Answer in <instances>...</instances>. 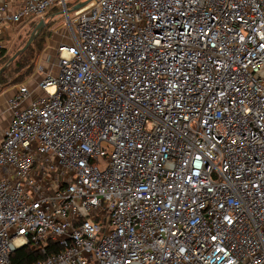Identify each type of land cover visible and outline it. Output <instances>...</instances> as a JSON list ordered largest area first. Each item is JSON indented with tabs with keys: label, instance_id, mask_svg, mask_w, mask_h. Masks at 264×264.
<instances>
[{
	"label": "built area",
	"instance_id": "built-area-1",
	"mask_svg": "<svg viewBox=\"0 0 264 264\" xmlns=\"http://www.w3.org/2000/svg\"><path fill=\"white\" fill-rule=\"evenodd\" d=\"M69 1L0 5V52L69 27L7 100L0 264H264V0Z\"/></svg>",
	"mask_w": 264,
	"mask_h": 264
},
{
	"label": "trees",
	"instance_id": "trees-1",
	"mask_svg": "<svg viewBox=\"0 0 264 264\" xmlns=\"http://www.w3.org/2000/svg\"><path fill=\"white\" fill-rule=\"evenodd\" d=\"M49 15L50 17H56L57 15L62 17L61 11L56 8L50 10L46 16ZM43 20L46 21V18ZM45 21L41 30L34 36L32 43L26 48L23 47L19 50L16 58L8 56L7 50L0 52V70L2 69L0 71V92L10 87L26 83L35 72L38 61L45 51L49 41L48 39L51 36L48 29L49 24ZM39 23L40 20H35L29 25H33L36 29ZM7 72L9 73L8 78L6 77ZM60 250H62L61 247L51 245L48 255ZM45 257L44 254L33 250L30 246H24L13 253L11 260L13 264H33Z\"/></svg>",
	"mask_w": 264,
	"mask_h": 264
},
{
	"label": "rangeland",
	"instance_id": "rangeland-1",
	"mask_svg": "<svg viewBox=\"0 0 264 264\" xmlns=\"http://www.w3.org/2000/svg\"><path fill=\"white\" fill-rule=\"evenodd\" d=\"M79 1L83 2V0H70L68 2V10L70 11V18L74 19V2ZM46 21L43 20V22H48L49 24V32L51 33V36L48 40L52 39L54 42L62 43V42H68L67 40V31L66 29H69L67 18L65 15L62 14V17L60 15H57L56 17H50L46 16ZM44 18V19H45ZM35 28L33 25H24L19 27H13L11 29L10 36H6V40L8 41V49L7 53L8 56L12 58L17 57V52L21 50L23 47L27 45L29 40L34 37L35 34ZM49 42V41H48ZM49 44V45H48ZM47 55V56H46ZM56 55H54V51L51 50L50 42L47 43V47L45 51L43 52L42 56L40 57L38 63H42L46 68H50L53 64H55ZM2 70V69H1ZM0 70V71H1ZM57 73V70H55L54 74ZM6 77H9V73H6ZM41 78V74L34 72L33 75L29 78V80L26 82L31 84L32 87L36 85L38 80ZM10 80V78H9ZM17 86L10 87L6 89L3 92H0L1 96L5 99L10 96V93L13 92Z\"/></svg>",
	"mask_w": 264,
	"mask_h": 264
},
{
	"label": "crops",
	"instance_id": "crops-1",
	"mask_svg": "<svg viewBox=\"0 0 264 264\" xmlns=\"http://www.w3.org/2000/svg\"><path fill=\"white\" fill-rule=\"evenodd\" d=\"M21 3H22V0H0V5L3 4L4 6H6L5 12L7 14H11L12 12L16 11L20 7ZM52 38L49 40V42H50L51 50L54 51V55H56V47L60 43L54 42ZM15 90L11 92L10 96L5 99L0 94V137L3 131L9 125V116L11 112L10 110H8L7 100L13 96V94L15 93Z\"/></svg>",
	"mask_w": 264,
	"mask_h": 264
},
{
	"label": "water",
	"instance_id": "water-1",
	"mask_svg": "<svg viewBox=\"0 0 264 264\" xmlns=\"http://www.w3.org/2000/svg\"><path fill=\"white\" fill-rule=\"evenodd\" d=\"M89 1H91V0H83V2H82L81 4H78V5L75 7V10H78V9L82 8V7L85 6ZM43 24H44L43 21H41V22L38 24V26H37V28H36V30H35V34H34V36L36 35V33H38V32L41 30ZM33 39H34V37L31 38V39L29 40V42L27 43V45L25 46V48H26L28 45H30V44L32 43ZM25 48H24V49H25Z\"/></svg>",
	"mask_w": 264,
	"mask_h": 264
}]
</instances>
